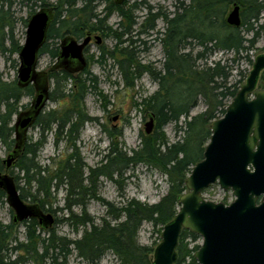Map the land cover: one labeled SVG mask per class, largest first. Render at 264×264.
<instances>
[{
	"label": "trees",
	"instance_id": "obj_1",
	"mask_svg": "<svg viewBox=\"0 0 264 264\" xmlns=\"http://www.w3.org/2000/svg\"><path fill=\"white\" fill-rule=\"evenodd\" d=\"M130 1L117 4L115 0H26L33 6L31 16L45 7L52 8L54 13L40 54L48 53L55 58L59 53L58 39L68 34L80 38L86 33L98 32L103 38H115V47L101 46L100 55L107 60L116 59L119 54L118 64L127 80L133 81L147 73L157 82L158 89L141 102L154 116L156 130L150 135H141L139 147L131 154L112 144L106 155L107 163L89 167L87 174L86 164L73 143L70 145L73 151L66 159L56 165H41L37 154L47 142L49 131L54 129L56 137L66 136L75 143L83 124L95 120L85 111V99L90 89L97 87V77L86 70L85 76L75 78L76 88L70 93L61 91L59 96H54L55 91L51 90L50 100H68L62 107L63 113L60 114L61 109L43 110L34 124L40 129L38 140L25 144L22 154L10 167L0 155V171L14 177L20 196L26 202L38 203L45 212H57L48 204H52L53 190L65 188L63 210L68 212L65 220L76 232L83 226V232L77 238L58 234L53 224L62 219L57 217L48 228H42L36 218L17 223L12 219L10 224L0 228V264H65L74 251L88 264H100L108 252L113 253L120 264H152L155 246L139 242L143 224L164 227L178 212L179 197L187 191L186 179L193 166L203 159L212 134L211 123L225 114L230 100L240 89L241 79L231 81L234 71L243 74L238 67L242 60L253 66L250 53L258 42L264 41V0H189L188 3L180 0L173 11L155 10L145 0ZM234 2L240 5L242 23L239 27L229 25L225 18L229 4ZM13 3V0H0V53L7 60H12L22 47L15 35L18 20L11 11ZM98 5L104 6L103 14L96 11ZM140 9L147 10L142 21H138L135 14ZM114 13L120 17L116 29L108 25ZM30 17L21 18L26 26ZM159 20L164 27L154 40H159L163 48L162 67L142 65L136 51L146 41L140 37L154 31ZM126 41L128 45L120 49L119 44ZM217 51L231 53V57L209 63ZM13 62L18 65L17 59ZM50 78L60 88L74 77L66 71H51ZM259 81V87L264 89V70ZM34 93L32 85L20 87L17 77L8 81L0 70V146L6 151L11 152L15 146V116L22 107H27L21 100ZM200 99L207 109L191 115ZM182 118L184 124H180ZM169 123L175 125L177 134L181 133L174 142H169L162 130ZM139 164L155 167L167 177L169 190L159 202L149 204L131 198L116 207L104 200L107 213L100 223L86 209L81 214L74 212L73 207L84 204L86 196L97 197L101 176L112 179L118 174L122 177L128 167ZM4 197L6 192L0 188V199ZM20 225L25 226L26 242L18 239ZM200 238L188 229L182 230L175 264H199L194 254L200 247L197 242Z\"/></svg>",
	"mask_w": 264,
	"mask_h": 264
},
{
	"label": "water",
	"instance_id": "obj_2",
	"mask_svg": "<svg viewBox=\"0 0 264 264\" xmlns=\"http://www.w3.org/2000/svg\"><path fill=\"white\" fill-rule=\"evenodd\" d=\"M126 1L129 0H115L117 4ZM53 19L54 13L49 7L34 13L18 53V85L32 84L35 95L29 108L15 116V146L4 160L7 167L22 154L28 132L50 98L48 73L39 70L38 63ZM226 22L234 27L241 25L237 2L233 3ZM89 40L87 37L79 43L72 36L64 37L54 66L68 68L75 59L78 66L69 70H83L87 64L83 50ZM263 70L264 53L254 59L247 83L238 90L225 114L211 123L212 134L203 159L193 166L186 179L187 191L179 197L178 212L163 227L152 264L176 263L183 229L202 238L194 254L199 264H264V89H257ZM154 126V116L150 115L146 133L150 134ZM215 183L224 190L231 189L235 199L229 204L206 199L204 189ZM0 188L6 192L7 202L15 212V223L31 218L38 219L42 228L54 223L53 214L20 196L10 173L0 171Z\"/></svg>",
	"mask_w": 264,
	"mask_h": 264
},
{
	"label": "rangeland",
	"instance_id": "obj_3",
	"mask_svg": "<svg viewBox=\"0 0 264 264\" xmlns=\"http://www.w3.org/2000/svg\"><path fill=\"white\" fill-rule=\"evenodd\" d=\"M12 13L18 20L16 23L15 35L16 39L21 44L24 43L26 38L27 26L24 24L21 18H28L31 16L32 3L26 2V0H13ZM24 1V2H23ZM52 2L55 0H51ZM134 0H131L132 3ZM140 1V0H137ZM155 10L161 9L163 11H173L175 4L180 0H145ZM188 3L189 0H181ZM37 8V7H34ZM103 5L97 6V12L103 14ZM233 10V3H230L225 14L227 18L228 14ZM146 9H140L135 12L138 15L137 20L142 21L143 15L146 14ZM120 17L117 13L110 16L108 25L113 29L118 27ZM138 27V26H136ZM164 24L161 20L157 23V28L151 31L148 35H143L140 38L146 41V44L137 48V59L142 65H150L152 67L161 68L164 61V52L159 40H154L158 35V31H162ZM97 35L101 36L100 33ZM102 38V36H101ZM126 39V36L123 37ZM60 41V39H58ZM117 40L115 38H102V46L112 49L115 47ZM100 45V46H101ZM128 45V42L119 44V48H124ZM264 41L258 42L256 48L251 51V57L255 59L258 55L264 53L262 47ZM101 50L97 44L90 47L89 51V65L88 70L91 74L97 77V87L91 88L85 99V111L88 116L95 118V120L87 121L80 129L79 135L74 143L69 141L66 136L56 137L54 129L47 133V142L38 151L37 160L41 165L55 164L57 162L66 159L67 156L72 153L73 149L70 145L73 143L77 146L80 154L86 164L85 173H88L89 167H100L107 163L106 155L110 152L112 144L118 145L121 149L128 153H132L133 149L139 147L141 143V135H150L156 130V124L153 131L150 134L146 133V123L150 119V113L146 111L141 102L144 98L151 96L157 89L158 84L147 73L142 74L140 77H135L132 81L126 79L119 67L118 59L121 56L118 54L117 58H102ZM231 57V53L224 51L215 52L208 62L218 60L219 58ZM7 60L0 53V70L4 74V78L8 81L13 80L18 75L19 57L18 54H14ZM13 59L18 60V65L15 66ZM53 63L52 57L48 53H44L40 56L38 69L50 72V67ZM238 65V63H235ZM239 70L242 71V75L237 70L234 71V76L231 78L232 82H237L241 79L239 86L247 83V79L253 68L248 64L246 60L240 61ZM84 71L71 74L74 78H69L64 85L60 88L56 87V84L51 82V90L54 92V96H59L61 91L68 94L75 86V78H79ZM262 74V73H261ZM86 74H84L85 76ZM260 81L257 83V89H261L259 86ZM33 96H25L21 100L22 105H30ZM67 99H61L59 101L50 100L45 108V111L51 109H61L67 102ZM232 100H230L231 102ZM26 108H21L24 110ZM206 104L202 99L199 100L198 105L191 110V115L205 111ZM155 121V119H154ZM180 124H184V119H181ZM211 129V127H210ZM169 142L178 140L181 136L175 131V125L173 123L167 124L163 129ZM40 135V129L38 126H33L28 134V143L38 140ZM76 134H74L75 136ZM210 140V139H209ZM208 140V142H209ZM207 142V143H208ZM207 145V144H206ZM206 148V146H205ZM10 151H6L4 147L0 146V155L3 159H6ZM17 171V170H16ZM169 190V183L167 177L155 167L147 165H132L128 167L125 173L120 177L118 174H114L112 179L106 176H101L98 182L97 197L86 196L84 204L75 205L73 210L77 214H81L83 209H86L89 215L94 217L97 223L102 221V218L107 213V206L104 200L110 201L116 207H120L125 201L131 198L138 199L142 202L149 204H155L167 194ZM53 197L51 199L53 209L57 212L53 214V217L62 219V222L53 224L56 227L58 234L67 236L69 238L80 237L83 232V226L80 227L79 232H76L69 221L65 220L68 217V212L63 210L66 205V189L60 188L59 190H53ZM203 196L215 202H224L229 204L235 199V195L231 189L224 190L219 183L210 185L204 189ZM55 210V211H56ZM14 210L8 204L6 197L0 199V228L11 223L14 215ZM160 230V231H159ZM163 226L153 227L151 223H144L140 233L139 242L145 245H154L155 248L161 242V233ZM46 235V232H43ZM19 241L26 242L25 226L20 225L18 228ZM197 242L202 244V238ZM154 253H152L153 259ZM153 261V260H152ZM26 264H33L28 262ZM43 264H49L44 262ZM65 264H88L85 260L81 259L77 252L74 251L70 254ZM100 264H120L117 257L111 253H106L100 261Z\"/></svg>",
	"mask_w": 264,
	"mask_h": 264
},
{
	"label": "flooded vegetation",
	"instance_id": "obj_4",
	"mask_svg": "<svg viewBox=\"0 0 264 264\" xmlns=\"http://www.w3.org/2000/svg\"><path fill=\"white\" fill-rule=\"evenodd\" d=\"M97 33L98 32H89V33H86V35L84 36V37H80V38H77L76 36H74V35H71V34H68L69 36H72V37H74L79 43H82L83 41H84V39H86L87 37H90V40H89V42L87 43V45L85 46V48H84V50H83V53H84V56H85V58H86V66H85V68L83 69V70H80V71H78V72H71L69 69H73V68H76L77 66H78V64H79V62H77V60H73L72 61V64L71 65H69L68 66V68H65V67H57V66H54L55 64H56V62H57V58H58V55L55 57V58H52L53 59V63H52V65H51V67H50V72L51 71H55V72H60V71H66V72H68V73H71V74H77V73H80V72H82V71H86V70H88L87 68H88V65H89V60H90V57H89V51H90V47L92 46V45H94V44H97L98 45V47H99V49H100V47L102 46L101 45V43H102V38H103V36H102V38H101V36H99V35H97ZM68 35H65L64 37H66V36H68ZM63 37V38H64ZM63 38H61L60 39V41H59V50H60V42H61V40L63 39ZM104 39V38H103ZM101 45V46H100ZM42 54H44V53H41L40 54V56L42 55ZM40 59V58H39ZM45 71V70H44ZM50 72H48L47 71V73H48V78H49V85H50V92H51V82H52V79L50 78ZM30 85H32V84H30ZM33 86V85H32ZM34 87V86H33ZM34 90H35V88H34ZM34 95H35V93H34ZM34 97V96H33ZM33 99V98H32ZM49 101H50V98H49ZM48 101V102H49ZM30 106V105H29ZM29 106H28V108H29ZM28 108H26V109H28ZM46 108V107H45ZM45 108H44V110H45ZM26 109H24V110H26ZM43 112V111H42ZM35 124V123H34ZM34 126V125H33ZM32 126V127H33ZM31 127V128H32ZM30 128V129H31ZM30 131V130H29ZM28 134H29V132H28ZM28 143V136H27V142H26V144Z\"/></svg>",
	"mask_w": 264,
	"mask_h": 264
}]
</instances>
